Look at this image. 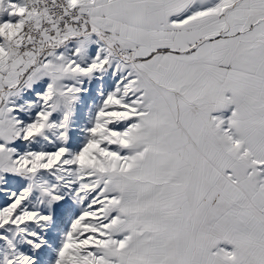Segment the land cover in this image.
Returning <instances> with one entry per match:
<instances>
[{
	"label": "snow or ice",
	"instance_id": "obj_1",
	"mask_svg": "<svg viewBox=\"0 0 264 264\" xmlns=\"http://www.w3.org/2000/svg\"><path fill=\"white\" fill-rule=\"evenodd\" d=\"M0 264H264V0H0Z\"/></svg>",
	"mask_w": 264,
	"mask_h": 264
}]
</instances>
